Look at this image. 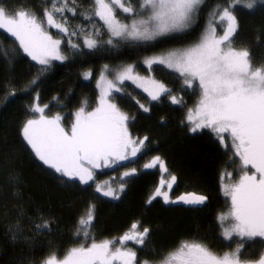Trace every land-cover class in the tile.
<instances>
[{"label":"snow or ice","instance_id":"6c2138e0","mask_svg":"<svg viewBox=\"0 0 264 264\" xmlns=\"http://www.w3.org/2000/svg\"><path fill=\"white\" fill-rule=\"evenodd\" d=\"M241 8L264 13V0H224L211 8H207V0H92L87 8L80 0H52L42 16L0 0V29L11 34L15 44V48L0 50L6 72L0 82V105L13 102L11 98H19L18 93L32 95V102L24 105L26 117L18 124V132L42 167L61 184L82 191L92 189L94 195L118 200L129 178L143 169H158L159 180L146 206L157 198L165 205L194 208L209 200L197 192L173 196L178 176L159 154L151 156L141 169L124 170L122 182L116 187L111 178L97 180L98 169L134 162L138 154L149 149V136L133 134L130 124L136 117L122 109L117 100L126 94L129 81L147 94L149 105L167 98L174 105L186 107L183 92L195 94V105L187 108L180 123L193 134L210 130L228 156L229 166L238 171L237 178L226 169L221 175V189L229 198L227 211L215 217L219 237L226 244L223 251L193 237L181 239L157 259L151 247L153 229L139 219L119 237L97 240L92 232L97 205L89 201L70 237L79 243L65 249L62 256L56 250L40 259L22 255L18 264H264V63L254 64L248 42L240 38ZM66 13L79 15L87 23L73 24ZM97 17L103 30L95 22ZM50 29L58 30L57 34ZM261 36L264 31L254 37L256 42ZM65 43L72 57L65 53ZM123 46L139 58L99 66V95L94 107L89 110L87 100H83L67 127L60 112L48 114L49 104H41L39 91L33 90L55 62L98 53L112 55ZM141 52L145 54L139 55ZM23 54L35 62L38 71L18 86L10 73ZM138 67H143L146 74H141ZM156 69L177 75L181 91L177 93L157 79ZM79 75L85 80L91 78L92 68ZM72 91L69 87L64 98ZM53 101L56 107H67L59 94ZM136 102L143 112H150L149 105ZM225 178L229 182H223ZM19 181L18 173L9 172L5 184L0 185V197L10 187L17 200L12 205L14 220L9 217L8 203L0 202V220L7 221L5 235L12 244L33 252L37 246H45L39 237L59 231V217L39 206L30 211L31 200L24 198ZM128 242L135 247H128ZM47 246H52L51 240ZM137 247L151 256L138 257ZM252 249H259L256 258H252Z\"/></svg>","mask_w":264,"mask_h":264},{"label":"trees","instance_id":"16d2710c","mask_svg":"<svg viewBox=\"0 0 264 264\" xmlns=\"http://www.w3.org/2000/svg\"><path fill=\"white\" fill-rule=\"evenodd\" d=\"M51 2L52 0H8L13 8H26L41 16L44 8H50ZM80 2L87 8L92 0H80ZM223 2L224 0H207V8ZM238 14L241 21L240 38L248 42L254 64L264 63V36H261L259 42L254 39L257 33L264 31V13L259 10L249 11L241 8ZM69 16L73 24L87 23L79 15L73 17L69 14ZM95 22L101 24L98 18H95ZM13 39L6 30L0 29V50L15 48ZM9 54H11L10 51ZM136 55L131 48L122 47L120 52L112 55L98 53L77 56L66 62H55L52 71L41 78V83L33 91H39L40 102L49 104L48 113L59 111L67 120L69 119L68 123H70L74 118L72 113L80 107L83 100H87L89 110L95 106L99 95L95 76L98 74L99 66L111 61L132 60ZM69 56L72 57L71 52ZM88 67L93 68L94 72L91 79L85 80L79 73ZM37 71L35 62H32L27 54H23L17 57L10 74L19 86L31 79ZM5 75L3 60L0 59V82ZM166 75L164 74V77ZM168 83L175 87L180 84V81L174 79ZM69 87L73 91L65 99L64 94ZM57 94L67 107L54 106L53 96ZM2 96V83H0V97ZM18 97L11 98L13 102L0 105V185L5 184V178L9 172L18 173L23 196L31 200L29 210L39 206L45 212L51 211L59 217V231L39 237L38 239L45 246H37L33 252H29L23 248V245L12 244L9 241L4 227L7 221L0 220V264H18L22 255H32L40 259L51 250H56L57 254L62 256L65 249L80 242L70 237L76 226L77 217L89 201L97 205V217L92 228L97 240L119 237L129 228L132 221L139 219L153 229L151 247L159 249L160 252L167 248L171 250L181 239L193 237L207 241L217 251L225 250L226 244L219 237V228L215 219L218 212L224 211L229 206V199L222 193L221 175L225 169L234 172L235 175L238 172L234 166H229L228 156L213 134L204 131L202 135H192L180 123L184 119L187 108L196 103L195 94L190 92L184 98L186 107L174 105L167 100L154 103L152 110L145 113L131 104V115L136 117L130 124L131 131L139 136L147 134L150 143L155 144L147 150V153L150 156L159 154L164 157L169 169L178 176L174 196L185 192H197L209 197L206 204L198 208L180 206V208L172 209H170L171 205H165L159 198L150 206L145 204L147 197L158 183L160 175L158 169H143L128 179V190L120 200L102 197L99 193L94 195L92 189L82 191L79 187L61 184L51 171L42 167L41 162L34 157L30 148L20 137L18 124L26 117L24 105L32 102V95L18 93ZM161 117H164L163 121ZM188 145L193 149H188ZM145 155L147 154L144 153L141 159ZM11 191L10 187L5 188V196L0 197V202L8 203L9 217L14 220L16 217L12 211V205L17 203V200L11 195ZM171 210L180 212L179 214L184 218L185 227L182 226V222L183 229L180 228L168 239H163L162 233L168 228L164 217L170 215ZM167 232L169 230L165 233ZM48 240L52 241L51 247L47 246ZM258 251L259 249L252 250V258H256Z\"/></svg>","mask_w":264,"mask_h":264},{"label":"rangeland","instance_id":"374dc122","mask_svg":"<svg viewBox=\"0 0 264 264\" xmlns=\"http://www.w3.org/2000/svg\"><path fill=\"white\" fill-rule=\"evenodd\" d=\"M212 6H210L209 8H211ZM66 15H68V19L71 21V18H70V16H69V14H67L66 13ZM118 15H121V18H124L123 17V15L120 13V11L118 10ZM98 18V17H97ZM99 19V18H98ZM100 21V20H99ZM101 22V24H98V23H96L97 24V26L98 27H101V30H103L102 29V21H100ZM73 23V22H72ZM81 24H86V23H84V22H81ZM50 31H52V33H53V35H56L57 34V32H58V30H56V29H50ZM77 42H79V41H77ZM123 47H125V48H129V47H127V46H123ZM64 51H65V53L67 54V55H69L70 54V51H69V49H68V47H67V45H66V43H65V46H64ZM145 53H139V55H144ZM138 55H136V57L134 58V59H132V60H127V61H135V60H138ZM115 62H117V61H115ZM115 62H108V63H110V64H112V63H115ZM89 68V67H88ZM88 68H86V69H88ZM91 68V67H90ZM85 69V70H86ZM92 71L94 72V69L92 68ZM138 71L141 73V74H146L145 73V69L143 68V67H138ZM98 72V71H97ZM170 71H167V70H159V69H156V70H154V75H155V77L157 78V79H159V80H163L166 84H168L169 85V87H171V88H173L177 93H179L180 91H181V89H180V84L179 85H174L175 87H173L172 85H170L168 82L169 81H174V79H176V80H178V81H180L179 79H178V77H177V75H175V74H170L169 73ZM164 74H167L165 77H164ZM171 76V77H170ZM97 77H98V74H97V76H95V82H96V79H97ZM92 78V77H91ZM91 78H89V79H91ZM176 88H177V90H176ZM190 94V91H184L183 92V97L184 98H186L188 95ZM117 100H118V102L120 103V106H121V108L122 109H124L125 111H127L130 115L132 114L131 113V111H132V106H131V104H134L136 107H138L139 108V106H138V104H137V102L136 101H139L140 103H143V104H145V105H149V102H148V97H147V94L146 93H144L141 89H139V88H137V87H135L130 81L129 82H126V94H122V95H120V96H118L117 97ZM168 99L167 98H163L162 99V102L163 101H167ZM40 102V101H39ZM41 104H45V103H42V102H40ZM154 103H157V102H152L151 103V105H149V107H150V110H152V106L153 105H155ZM195 105V102H194V104H192L191 106H189V108L190 107H193ZM140 109V108H139ZM140 110H142V109H140ZM143 111V110H142ZM57 112H59V111H57ZM55 113V112H54ZM48 114H53V113H48ZM62 116H63V114H61ZM64 117V116H63ZM73 120V119H72ZM69 122V119L67 120V118H65L64 117V120H63V123L65 124V126L67 127V126H69L70 125V123H68ZM204 131H208V132H210V130H208V129H203V130H201V132L200 133H198L199 135H202V133L204 132ZM211 133V132H210ZM192 135H197V134H193V133H191ZM149 143H150V140H149ZM152 146H155V144L153 143V142H151L150 143V146H149V149H151V147ZM172 146H175V145H172ZM187 148L188 149H193L192 148V146L190 147L189 145L187 146ZM144 153L145 154H147V155H145L144 157H142V159H141V156L142 155H144ZM153 156V155H152ZM151 158V156L147 153V151H145V152H142V153H140V154H138V156L136 157V158H134V162H129V161H122V162H120V165L119 166H116V165H114V166H112L111 168H108V167H105V168H101V169H98L97 170V180H100V181H105V180H108L109 178H111V180H112V186L113 187H116V186H118V184L120 183V182H122L121 180H120V176H121V173L124 171V170H126L127 168H130V167H136V168H138V169H141V166H142V164L143 163H145V162H147V160L148 159H150ZM141 159V160H140ZM145 170H147V169H145ZM229 172V171H228ZM232 174H233V178H237V175H238V173H236V175L234 174V172H232V171H230ZM238 172V171H237ZM130 179V178H129ZM223 182H225V183H227V182H229L228 181V179L227 178H225V180L223 181ZM128 186H129V181L127 180V187H126V191H125V193L127 192V190H128ZM125 193L124 194H122V197L125 195ZM222 193H223V191H222ZM101 195V194H100ZM223 195H224V193H223ZM121 197V198H122ZM120 198V199H121ZM120 199H118V200H120ZM229 199V198H228ZM176 207H178V208H180V206H178V205H171V207H170V209H172V208H176ZM177 208V209H178ZM227 209H228V207L224 210V211H227ZM176 211H179V210H176ZM180 212H175V211H172L171 210V213H170V215H167L166 217H164L166 220H167V226L166 227H168L167 228V230L166 231H168L169 230V232H167V233H165L166 231H164V233H162V238L163 239H168L169 237H170V235L174 232V231H177L178 229H180V228H182L181 227V223L183 222V224H182V226H184L185 227V222H184V218L179 214ZM112 221V220H111ZM183 229V228H182ZM161 241H163L162 239H161ZM131 242H128V244H127V246L128 247H135V245L134 244H130ZM118 246V245H117ZM155 249V253H156V257L155 258H157V259H159V258H161L162 257V255L164 254V253H166L169 249L167 248V249H165V250H163V251H161L160 252V250L159 249H157V248H154ZM136 250H137V253H138V257H143V256H151V253H146V252H142V251H140V249L137 247L136 248ZM253 250V249H252Z\"/></svg>","mask_w":264,"mask_h":264},{"label":"flooded vegetation","instance_id":"af4514ba","mask_svg":"<svg viewBox=\"0 0 264 264\" xmlns=\"http://www.w3.org/2000/svg\"><path fill=\"white\" fill-rule=\"evenodd\" d=\"M175 189H176V185H174L173 186V189H172V192H171V194L174 196V194H175ZM160 199V198H159ZM195 208H198V207H195Z\"/></svg>","mask_w":264,"mask_h":264}]
</instances>
